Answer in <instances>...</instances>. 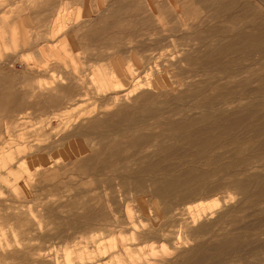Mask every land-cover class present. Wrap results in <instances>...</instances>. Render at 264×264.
Segmentation results:
<instances>
[{
    "label": "rangeland",
    "instance_id": "obj_1",
    "mask_svg": "<svg viewBox=\"0 0 264 264\" xmlns=\"http://www.w3.org/2000/svg\"><path fill=\"white\" fill-rule=\"evenodd\" d=\"M225 1L54 0L51 5L50 0H0V76L7 78L0 95V264H264V192L258 193L256 178L249 176L258 173L264 182V0ZM168 2L178 8L165 14ZM156 3L160 9L154 13ZM35 8L43 13L36 14ZM187 9L192 12L185 13ZM215 13L220 15L216 30L195 27L198 18ZM208 20L207 25L216 21ZM110 23L113 29L107 31ZM93 26L102 29L93 31L98 32L95 36H85ZM243 29L247 52H251L245 64L237 62L238 67L228 68L208 67L206 60L212 59L199 62L209 47L230 50L226 58L220 55L224 60L241 56L238 51L245 45L235 38ZM109 33L118 34L112 36L121 39L114 42L118 46L108 45L113 41H108ZM115 59L137 69L129 78L122 76L120 89L114 86L108 68ZM209 77H216L213 86H204L209 96L230 88L241 94L233 101H216V108L254 109L251 114L247 110V143L238 136L235 144L219 146L213 153L243 147L239 156L253 157L246 182L251 180L249 192L258 193L259 201L247 192V202H242L238 189L209 192L226 174L216 176L208 159L197 162L195 149L183 156L187 163L180 172L187 174L193 168L209 176L203 181L191 176L204 187L189 198L153 196L152 176L135 175L140 167L136 160L145 155L112 164L110 151L124 145L111 148L108 138L100 152L103 166L90 160L101 148L88 137L89 122L118 109L114 96L131 98L135 84L145 87L150 82L152 94L165 101L159 114L166 118L154 129L156 133L202 116L205 109L192 97L178 101L175 96ZM147 120L152 127L158 118ZM194 126L192 131L199 130V123ZM170 133L161 135L170 145L165 159L172 157L177 146ZM63 135L68 139L59 147ZM72 144L82 152L75 153L78 148L74 146L71 150ZM62 151L68 152L66 159ZM153 160L148 155L144 163ZM179 161L167 160L162 165L167 173L156 176H173L176 172L171 169ZM136 181L143 183V190L136 187ZM243 203L247 210L238 212L235 208ZM222 213H228V218L219 227L202 231ZM229 216L236 218L231 221ZM233 227L238 230L232 231ZM195 230L202 231L200 237ZM242 233H247L246 247L226 245L224 257L215 258L216 243L226 235ZM202 252L209 257L202 259Z\"/></svg>",
    "mask_w": 264,
    "mask_h": 264
},
{
    "label": "bare ground",
    "instance_id": "obj_2",
    "mask_svg": "<svg viewBox=\"0 0 264 264\" xmlns=\"http://www.w3.org/2000/svg\"><path fill=\"white\" fill-rule=\"evenodd\" d=\"M208 1H211V0H208ZM156 4L153 5V7H152V10L154 11V13L156 12L157 9H160L159 7H157L158 4L157 5ZM168 4L170 5V6H168L169 8L165 7L164 8L165 10H163V11H165V14L168 12V10L176 11L175 9L178 8L176 4L171 5V2H168ZM225 4H228V1ZM224 5H223L222 11L227 14L228 9H226V7H225L226 5L225 6ZM195 11L196 10L194 9L193 13H195ZM187 12H192V11L187 9V10H185V13H187ZM232 16H233V14H232ZM209 18L216 20L213 25H207L206 24V23H208L206 21ZM219 18H220V15L216 14V13L210 14V17H209V15L204 16V17L202 16V20H201V18H198L199 21H198V24L195 25V27H198V29L201 28L205 31H206V29L208 30L210 28H211V30H216L218 28V23L220 20ZM229 18H232V17H229ZM165 19H166V17H165ZM186 19H188V18H186ZM113 25H111V23H110V25L105 26V29L107 31H108V29H113ZM200 33L201 32H199V35H200ZM203 34H205V33H203ZM114 35H118V34L111 35L109 33L107 35L108 41H112V39H113L112 42H107L109 46H118V45H115L116 43H114V42H116V40L120 39V38L118 36H117L118 38H116V37L113 38L112 36H114ZM119 36H121V35H119ZM227 37H229V36H227ZM235 41L238 44H240V42H241V44L245 45V47H244L245 50L243 49V51H241V52L238 51L241 54V56H239L238 58L236 57L232 60H229V59L224 60V59L220 58V55L223 54L224 58H226L225 56L229 55L231 53L230 50L227 51V49L224 48V51H222V49L217 51L216 47L215 48L209 47L200 56V58L198 59L199 62H200V59H202V60L203 59H212L209 61L206 60L208 62L207 63L208 67H209V65L212 67H215L218 65H224L228 68H231V67L233 68V67L237 66L236 65L237 62H242V63L246 62L247 57L251 53V52L250 53L247 52V32H245V30L243 29V31L236 34ZM103 43H106V42H103ZM104 45L106 47V44H104ZM149 45H151V44H149ZM204 46H205V44H204ZM262 54H264V50H263ZM231 56H233V55H231ZM60 57L64 60L67 59L61 55H60ZM104 57H107V56H104ZM211 57H213V58H211ZM257 64H259V63H257ZM71 65H72V63H71ZM201 65L203 66V64H201ZM108 68L110 71L112 82L114 83V86L118 89H120V87L123 86L124 80H122V76L129 78L133 75V71L137 70L136 67H134V65H131V66L128 65L127 66V64H121V61L118 59H115L113 62H111L109 64ZM219 69H224V68H220V66H219ZM215 71H217V70H215ZM101 73L102 72H99V75ZM230 73H231V71H230ZM207 74H209V73H207ZM224 74H226V73H224ZM225 76H224V78H225ZM215 78L216 77H209L207 80L202 82V84H199V83H198V85L195 84V85H193V88H189L186 91L184 90L185 92H182V93L179 92L180 94L178 93V95L175 96V100H178V101H180L181 99H186V98L192 97V100L194 101V103H196L198 106L201 105L200 107L204 108L205 112L202 113V116L199 119L194 120V121H190L188 123H186V122L176 123V125L174 127H171L172 129L163 128L162 130L160 129L161 132H156V133L154 132V129L157 128V126L160 127L161 124L164 123L162 121L164 119L163 117L166 118V116L159 114V112L161 113V111L162 112L164 111V108H165L164 102L165 101H162V99H159L157 96L152 94L151 91L154 88L151 86L150 82H148V84H146L145 87H143L142 85H139V83L135 84L134 89H133V97L131 96V98H128V99L127 98L121 99L117 96H114V94H113V96H114L113 101L115 102L114 104L117 105L118 109H116L115 111H111L104 118H101V116H100L97 119H91L90 122H89L90 118H88V122L90 125L88 137H90V139H91V137L93 139H95L94 144L98 145L101 148V149H97L96 153L94 152L95 154L93 155V157L90 160L92 162L98 164V165L100 164L101 166H103L101 163H104L105 161L101 162L102 158H101L100 152L102 151V149H104V144H103L104 141L103 140L108 138V140H109L108 142H109L111 148H113V146H116V145H120V146L124 145L123 149L115 148V149H112L110 151L109 156L114 158L112 161V164H118L119 165V163L121 161H123L124 159H127L128 157H130L132 155H134V156H137L139 154L145 155V156H139L137 158L136 161L140 164V167H139V172L136 173L135 175L142 176L144 174V175L152 176L150 179V183H151V186L153 188V193H154L153 196H160L163 199H165V198L168 199V197H170L171 195L180 194V195H182V197H185V198L188 197L189 198V196H191L193 193H196V192L198 193V191H200V189H203V187H204L203 184L198 185L197 183L193 182L191 176L195 174V175L199 176L202 181L207 179V177L209 176L207 171H203V170L195 171L193 168H190L189 171L187 172V174H182L180 172L179 169L181 166H183V163H184V165H186L185 164L186 161L183 162V160H182L183 156H185V153L189 149H192V150L195 149V154L197 156V159H196L197 162L204 160V159H208L211 161V162L210 161L209 162H210V164H212V167H213L212 171H213V173H215L216 176L219 173H225L226 174L225 177H222V178H224L222 183H218V182L215 183V185L209 190V192H216L217 190L219 191V189L221 190V189H226V188L235 189V190L238 189L240 191V194L243 196L242 202H244V201L247 202V192L250 191L248 189V187H251L252 183H251V180L248 181V183L246 182L247 181V172L246 171H247V165L251 164V160H252L251 158H253V157H250L248 159L247 156L246 157L239 156V152L243 149V147L237 148L236 152H235V150L232 151V149L230 150V152H229V150H226V152L224 151V153H219V154H214L213 152L219 146H222V145L227 146V145L233 144V143L235 144L236 140L239 139V137H240V139L246 141V143H247V128L249 127V126L247 127V117H248L247 116L248 115L247 110H248L249 114H251L252 111H254V109H253V107H251V109L247 108V106H245V107L239 106L237 108H234V110H232V111H229L228 109L216 108L215 107L216 101H218V100H231V99L233 101L236 97L237 98L241 97V94H240L239 89L235 90V89L230 88L228 90L222 91L219 94H216V95L213 94V95L209 96L208 94H206L208 88L206 86V89H205L204 86L205 85L213 86L215 84V82H214ZM242 81H244V80H242ZM238 86H240V84H238ZM213 91H215V90H213ZM242 94L246 95V91H244V93H243V90H242ZM7 95H6V97H7ZM55 97H57V96H55ZM110 99H109V102L107 104H110V106H111L113 101L111 100L112 102H110ZM200 100H205V102H202ZM228 102H230V101H228ZM15 105H17V103ZM107 107H108V105H107ZM176 108H178V107H176ZM173 109H175V108H173ZM212 109H215V111H213ZM147 118H153V119L158 118V121L156 120L157 124L155 125V123H154L151 127V124L148 125ZM250 118H251V116H250ZM198 123L200 124V128H198L199 130L196 129V130L192 131L191 128H193V126L198 124ZM104 124H105V126H104ZM211 124H216V125L211 128L210 127ZM102 126H104L106 128H102ZM261 127H262V132H264V124H262ZM113 131H115L116 133H114V134H117V135L114 138H111V136L113 134H110V133ZM140 131H142V132H140ZM171 131L174 134H171L170 133ZM168 132L173 137V139L175 138L174 140H176V142H177L176 143L177 144L176 151L173 153L172 157H170L169 159H176V160H178V161L180 160V161L176 162V163L174 162L176 167L173 166L174 168H172L171 171L172 172L175 171L176 173L173 176H170V177L164 176L163 177L161 174L162 173L166 174L167 168H166V170L163 169L162 165L167 160H169V159H165V156H166L167 150L169 149L170 145L169 144L167 145L165 143V141H163L161 139V135H164L166 133L168 134ZM63 136L64 137H62V138L59 137L60 138L59 147L63 146L65 141L68 139V135H66V136L63 135ZM158 138H160V141H158ZM239 142H241V141H239ZM245 145H247V144H245ZM73 146L78 148V146H75L74 144H72L70 147L71 150L73 149ZM69 151H70V149H69ZM189 151H191V150H189ZM81 152H82V148H80V149L78 148V149H76L75 153L80 154ZM191 154H194V152ZM148 155L149 156L151 155L154 158V160L152 162L146 164L144 162H145V158ZM61 156L63 159H66V156H68V152L62 151ZM224 160H226L227 162L223 163ZM169 163H171V162L169 161ZM99 170H100L99 172H101V169H99ZM168 170H170V169H168ZM158 172H162L161 174H159V176L161 175L160 177L156 176V173H158ZM239 172H241V173H239ZM243 172H245L244 175H243ZM241 174L244 176L242 179L237 177V175L240 176ZM226 176H227V179H226ZM249 176L256 178V180H255L256 182H255L254 187H256L260 191V192L257 191L258 193H263L264 192V182H262L263 175H260L257 173V174H250ZM193 177L195 178L196 176H193ZM145 184H146V182H145ZM135 185H136V187L141 188L143 190V183L141 181H136ZM208 186L210 187L211 185H208ZM209 187H208V189H209ZM149 192L151 193V191H149ZM234 193L235 192H232V194H234ZM254 193L256 195L251 194V192H249L250 196L253 197V195H254L255 199H257L256 201H259L258 199L261 196L257 195L258 193H256V192H254ZM176 197H180V196L178 195ZM179 201H181V200H179ZM164 202H167V200H165ZM235 209L238 212H243V211L247 210V205L245 206L243 203V205L240 204ZM235 216H232V217L229 216L231 218V221L234 218H236ZM217 217L218 218L214 222H211L210 224L206 225L202 229V231L210 230V229L219 227L220 222L223 219L228 218V213H222V214L218 215ZM241 228H245V227H241ZM235 230H238V228L233 227L232 231H235ZM202 231L195 230V234L197 233V236L200 237ZM232 234L230 236H232ZM178 235H181V234H178ZM226 245H232V246H236V247H241V245H243L246 247L247 246V233L246 234L242 233V235H239V236L233 235L232 237H228L227 235L224 236L223 241L218 242L214 245V251H215V258L216 259H222L224 257L225 253L223 254L222 250H223L224 246H226ZM208 257L209 256L207 255L206 252H202V259H205ZM192 264H198V263H192Z\"/></svg>",
    "mask_w": 264,
    "mask_h": 264
},
{
    "label": "crops",
    "instance_id": "obj_3",
    "mask_svg": "<svg viewBox=\"0 0 264 264\" xmlns=\"http://www.w3.org/2000/svg\"><path fill=\"white\" fill-rule=\"evenodd\" d=\"M53 3H54V0H50V4L51 5H53ZM42 9H43V7H41ZM35 11H36V14H42L43 13V11H40V10H37L36 8H35ZM99 27V26H98ZM95 27V26H93V28H91L87 33H85V36H87V37H92V36H95V35H97L98 34V32H96V33H94L93 31H98V29L99 30H101L102 29V27ZM102 34V32L99 34V35H101ZM103 35V34H102ZM41 59H42V56H41ZM43 60H41V62H42ZM1 67V66H0ZM7 82V78L6 77H3V76H0V95H1V93L2 92H4L5 91V88H4V86L7 84L6 83ZM3 86V87H2ZM3 96V95H2Z\"/></svg>",
    "mask_w": 264,
    "mask_h": 264
}]
</instances>
